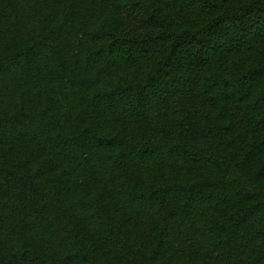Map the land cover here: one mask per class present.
<instances>
[{
    "label": "trees",
    "instance_id": "obj_1",
    "mask_svg": "<svg viewBox=\"0 0 264 264\" xmlns=\"http://www.w3.org/2000/svg\"><path fill=\"white\" fill-rule=\"evenodd\" d=\"M0 264H264V0H0Z\"/></svg>",
    "mask_w": 264,
    "mask_h": 264
}]
</instances>
